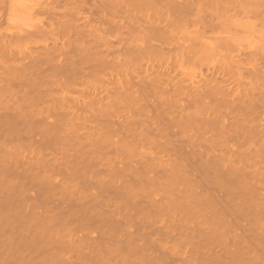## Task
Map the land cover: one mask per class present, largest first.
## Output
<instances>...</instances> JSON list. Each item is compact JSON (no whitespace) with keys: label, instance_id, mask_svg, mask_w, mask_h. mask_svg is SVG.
I'll use <instances>...</instances> for the list:
<instances>
[{"label":"bare ground","instance_id":"1","mask_svg":"<svg viewBox=\"0 0 264 264\" xmlns=\"http://www.w3.org/2000/svg\"><path fill=\"white\" fill-rule=\"evenodd\" d=\"M18 1L29 30L2 19ZM18 1L0 188L35 231H0L19 264H264V0Z\"/></svg>","mask_w":264,"mask_h":264},{"label":"rangeland","instance_id":"2","mask_svg":"<svg viewBox=\"0 0 264 264\" xmlns=\"http://www.w3.org/2000/svg\"><path fill=\"white\" fill-rule=\"evenodd\" d=\"M18 1V0H17ZM34 2V1H33ZM91 2V1H90ZM23 3V2H22ZM20 1H18L14 6H7L6 8H8L9 7V9H6V11L3 13V15H5L4 16V18L2 17V19H4V20H6V19H9L10 20V22H8V20H6V22H8L9 24H11L10 26H11V28L14 30V29H22V30H29V29H31V28H33V26H35V24H36V22H37V19H38V16H42V15H39L38 14V16H37V13H35L34 12V15L33 14H31V15H29V12L27 11V8H26V6H24V3L22 4ZM30 4H32V3H30ZM25 5H29V4H25ZM91 5H92V3H91ZM29 8H31V6H29ZM28 8V9H29ZM89 12V10L87 9L85 12ZM33 13V12H32ZM36 14V15H35ZM2 15V16H3ZM6 18V19H5ZM4 20H3V26H5L4 25ZM29 27H31V28H29ZM240 32H242V31H240ZM241 34V33H240ZM242 36V35H241ZM240 36V38H246V39H248L249 37H247L246 35V37L244 36V34H243V36L241 37ZM263 39V37L262 36H257V35H253V36H251L250 38H249V42H251V45L254 47V48H259V47H262L261 46V44H262V40ZM247 42V41H246ZM244 43V44H243ZM242 43V45L240 46V47H236L235 49H234V52L236 53V52H240V54H241V52H244L243 51V49L244 50H246L245 48H246V46H247V44L245 43V42H243ZM248 52H247V50H246V52L245 53H243V54H247ZM245 56V55H244ZM202 71V73L204 72H206V69L204 70V68H203V70H201ZM2 130H3V128H0V140H2L3 139V132H2ZM120 135H123V133H120ZM24 153V152H23ZM22 155V154H21ZM3 155H2V152L0 151V158L2 157ZM44 156V158L43 157H41V158H43V159H46V158H49V157H51V155L50 154H47L46 156L45 155H43ZM22 157H25V153L23 154V156ZM27 157H30V158H27ZM35 157H36V155H35ZM33 155H28L27 156V154H26V157L25 158H27V159H29V161H31V160H33L34 161V159H36ZM46 157V158H45ZM0 178H4V180L6 181V182H4V180H2V179H0V187H1V185H2V188H3V184L5 183H7L8 184V181L10 182L11 180H6L7 178H5V177H0ZM9 179V178H8ZM10 179H12V178H10ZM14 180V179H13ZM12 180V182L13 183H15V181H13ZM1 181H3L4 183L3 184H1L2 182ZM61 181V176H58L57 177V180L55 181V183H59ZM11 182V183H12ZM11 183H9V184H11ZM12 183V184H13ZM7 186H9V185H7ZM5 188H7V187H5ZM8 189V188H7ZM10 189H13V188H10ZM10 189H8V191L5 193V191L4 190H2L1 188H0V199H1V202L5 199V200H7L6 202L10 205V202H12L11 204H13V205H15L14 203V201H16V199L13 201V199L14 198H17V200H18V197L20 196V194H24L23 192H25V191H17L16 192V190H18V189H16V188H14V190H10ZM10 190V191H9ZM4 191V192H3ZM11 191H13V192H11ZM10 193V194H8L7 195V193ZM20 192H22V193H20ZM5 193V194H4ZM11 193H12V195L14 194L15 196H12L11 195ZM20 193V194H19ZM25 194H26V192H25ZM6 195H7V199H6ZM9 195H11V196H9ZM16 195H17V197H16ZM5 196V197H4ZM11 197V198H9V197ZM3 197H4V199H3ZM20 198V197H19ZM12 199V200H11ZM5 200H4V202H5ZM11 200V201H10ZM1 202H0V204H1ZM14 202V203H13ZM2 204H5V203H2ZM2 204L0 205V206H2ZM12 206V205H11ZM17 207V208H16ZM16 208V209H15ZM18 208L20 209V210H18ZM2 209V208H1ZM0 209V210H1ZM13 209L15 210V215L14 214H12V212L14 213V211H12V212H10V214H11V216L13 217H7L8 218V220L6 219V216H8V214H6V212H3V213H5V217H3L2 215H4L1 211H0V224L2 225V228H3V226H5V222H4V220H6V225L8 226V225H10V226H14V227H11L13 230L15 229V231H12V233L14 234V232H15V237H16V234H17V237H20L21 238V236L19 235V234H22V236L24 235V237L25 238H28L29 239V236H31L32 235V233L35 231L34 230V228H33V223H32V227H31V224L29 225V223H31V222H24L23 221V216H22V214L23 213H21V207L19 206H17V205H15L14 207H13ZM12 209V210H13ZM18 210V211H17ZM16 212H17V214H16ZM20 212V213H19ZM2 213V214H1ZM19 213V214H18ZM17 215H21L22 217H19V216H17ZM16 216V217H15ZM2 217H3V220L1 221V219H2ZM19 217V219L17 220L16 218H18ZM5 218V219H4ZM12 220H11V219ZM20 218H22V219H20ZM17 221L16 223H15V220ZM9 220H11L10 221V224H8L7 222L9 221ZM14 220V221H13ZM22 220V221H21ZM21 221V223L22 222H24V223H22V226H21V223H20V225H18L17 223L18 222H20ZM14 222V223H13ZM3 223V224H2ZM15 224V225H14ZM0 225V226H1ZM10 226H8L9 228H10ZM35 227V226H34ZM1 228V227H0ZM1 232V231H0ZM95 233H92L91 235H90V237L92 236L93 238H96L97 236H98V231L96 232V231H94ZM2 233V232H1ZM0 233V234H1ZM97 233V235H95ZM11 235V231L9 230V233H7V234H1L0 235V252H2L3 254H4V256H5V258L3 259V257L1 256V258H2V261L3 260H5V261H8L7 263H9V264H13V262H14V264L15 263H17L18 261V259L15 257L16 255H14L13 253H12V251H14L15 252V250L17 249V248H19V245H20V243H21V241H22V243H23V237L21 238V240H19L20 241V243L17 241L19 238H17L16 237V239H13V238H15V237H10V235ZM5 235H9L8 237H10V238H12L13 240H15V242L12 240V239H10V238H5L6 236ZM14 235H11V236H14ZM19 235V236H18ZM3 236H4V238H3ZM27 236V237H26ZM95 236V237H94ZM5 241H7V242H5ZM13 243H12V242ZM16 241H17V243H16ZM3 242H5V243H7V247L8 246H10V245H13V246H11V247H9L8 248V251H9V249H11V252L10 253H12L11 254V258L9 259V257H10V255H7V254H10V253H8V252H6L7 254L5 255V249H4V251L2 250L3 249V246L1 245ZM30 242V241H29ZM29 242H25V240H24V243H25V245H27V244H29ZM45 242V241H44ZM44 242H42V244L44 243ZM10 243V244H9ZM12 243V244H11ZM18 243H19V245H18ZM22 243H21V245L20 246H23L24 245V243H23V245H22ZM36 243V242H35ZM46 243V242H45ZM17 245V247H16V245ZM4 246H5V244H3ZM15 245V246H14ZM41 245V244H40ZM43 245H46V244H43ZM1 246H2V248H1ZM6 247V248H7ZM12 247L14 248L13 250H12ZM16 247V248H15ZM21 248V247H20ZM27 253V252H26ZM2 254V255H3ZM24 254V253H23ZM13 255V256H12ZM25 255V258L26 257H28V253L27 254H24ZM13 257H15V258H13ZM37 257V256H36ZM12 259L13 260H15V261H12ZM27 259V258H26ZM35 259H37V258H35ZM12 262V263H10V262ZM17 261V262H16ZM197 261V260H196ZM201 261V260H200ZM198 263H201V262H198ZM17 264H19V262L17 263Z\"/></svg>","mask_w":264,"mask_h":264}]
</instances>
